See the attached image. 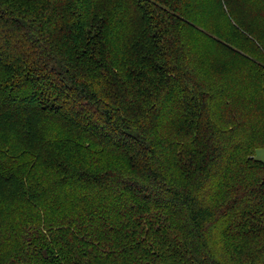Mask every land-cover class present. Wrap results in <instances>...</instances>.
<instances>
[{
	"label": "trees",
	"instance_id": "1",
	"mask_svg": "<svg viewBox=\"0 0 264 264\" xmlns=\"http://www.w3.org/2000/svg\"><path fill=\"white\" fill-rule=\"evenodd\" d=\"M264 0H0V264H264Z\"/></svg>",
	"mask_w": 264,
	"mask_h": 264
},
{
	"label": "rangeland",
	"instance_id": "2",
	"mask_svg": "<svg viewBox=\"0 0 264 264\" xmlns=\"http://www.w3.org/2000/svg\"><path fill=\"white\" fill-rule=\"evenodd\" d=\"M255 157H257V158H259V159L264 161V148H258L256 150Z\"/></svg>",
	"mask_w": 264,
	"mask_h": 264
}]
</instances>
